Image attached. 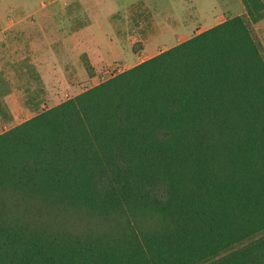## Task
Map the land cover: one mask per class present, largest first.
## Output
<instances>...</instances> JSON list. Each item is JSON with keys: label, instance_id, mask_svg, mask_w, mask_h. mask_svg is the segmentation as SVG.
I'll use <instances>...</instances> for the list:
<instances>
[{"label": "trees", "instance_id": "16d2710c", "mask_svg": "<svg viewBox=\"0 0 264 264\" xmlns=\"http://www.w3.org/2000/svg\"><path fill=\"white\" fill-rule=\"evenodd\" d=\"M242 1L0 133V264H264V0ZM14 197L124 224L54 230Z\"/></svg>", "mask_w": 264, "mask_h": 264}, {"label": "rangeland", "instance_id": "374dc122", "mask_svg": "<svg viewBox=\"0 0 264 264\" xmlns=\"http://www.w3.org/2000/svg\"><path fill=\"white\" fill-rule=\"evenodd\" d=\"M244 13L242 0H0V133ZM253 29L264 47V19ZM12 202L54 230L103 234L124 224L119 216Z\"/></svg>", "mask_w": 264, "mask_h": 264}, {"label": "crops", "instance_id": "0c3cea01", "mask_svg": "<svg viewBox=\"0 0 264 264\" xmlns=\"http://www.w3.org/2000/svg\"><path fill=\"white\" fill-rule=\"evenodd\" d=\"M260 26V25H259Z\"/></svg>", "mask_w": 264, "mask_h": 264}]
</instances>
